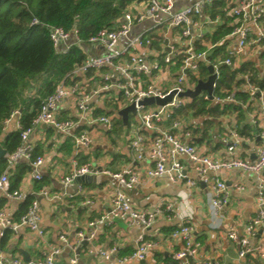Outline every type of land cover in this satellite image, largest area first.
Returning a JSON list of instances; mask_svg holds the SVG:
<instances>
[{"label": "crops", "instance_id": "crops-1", "mask_svg": "<svg viewBox=\"0 0 264 264\" xmlns=\"http://www.w3.org/2000/svg\"><path fill=\"white\" fill-rule=\"evenodd\" d=\"M193 1L195 0H174L173 9H181ZM239 1L241 0L227 1L228 10L225 14L227 26L232 27L236 21L230 15V9ZM255 4L260 13L259 24L264 30V0H256ZM147 5L148 0H138L133 2L130 7L145 12ZM208 7H205L201 14L196 17L200 24L199 28L195 27V37L193 38V43L198 41L203 45V51H206V61L200 60L198 69L191 73L203 80L207 78L208 74L200 77V64L208 63L209 65L210 62L207 57L215 45L210 39L204 38L212 36L216 28L225 22V19L219 15L211 18ZM207 17L212 21L205 22ZM155 22L154 19L144 18L132 27L131 35L150 31V35L155 37H152L153 44L146 50L147 59L162 62L164 53L169 50L168 45L180 51L183 49V42L179 39L178 28H167L166 25L161 24L155 26ZM247 24L252 26L251 21ZM199 30L200 36L197 37L196 33ZM257 34L258 31L252 28L251 38H255ZM163 40L165 41L163 42ZM221 43H225L226 54L223 57H216L211 62L213 64L218 63L219 65V62L227 56L228 50L236 49V38L230 36L229 33L217 41V44ZM83 50L86 57L104 53V48L101 45L88 43L83 47ZM232 60L236 65L234 68L239 67L243 62L251 63L258 71V78L264 79V43L248 47L244 52L235 54ZM176 65L165 66L164 70L156 76L155 82L160 86L168 87L176 75ZM104 71L113 73L114 69L108 67L82 73L78 76V81L85 87L86 91L87 89L91 91L101 84V75ZM242 75H239L238 78L242 79ZM198 79L195 82L189 80L195 86ZM237 91L245 92L248 95L247 99L238 98L236 96ZM231 92L235 94L234 101L208 99L207 106L218 105L221 109L225 104H233L239 107L238 110L231 109L225 113H220L218 116L209 114L201 116L184 115L185 107L200 97L201 93H206L201 91L195 98L188 97L189 100L182 109L180 108V111L179 109L174 111V117H178L188 124V129L191 132L188 137L183 135V131L172 129L170 121H163L160 127L172 130L182 140L194 144L201 153L212 157L218 159H255L256 151L262 143L264 104L262 105L256 98H252L247 93L244 80L240 84L234 83L233 89L225 91L224 96L213 95L223 98ZM118 95V90L110 89L100 97H93L89 103L92 107L93 116L108 115L113 119V125L117 118L122 120L117 111L124 105H118L119 100L115 99ZM154 107V105H150L148 108L153 109ZM187 111L188 113L192 112L191 109H187ZM130 115L133 114H128L126 124L123 123L121 128H115L114 125L112 129H106L102 124L81 120L65 133L45 124H38L34 127L29 135V141L33 145V151H37V155L43 157V164L40 166L42 179L35 180L32 178L29 164L25 159L13 163L7 170L10 187L15 182L16 176L23 172L12 190H19L24 198L9 199L0 193V210L14 223L26 210L24 209V199L31 197L32 200H37L41 214L40 226L44 233L39 236L36 231L24 226L19 227L14 232L9 225L0 223V253L9 260L18 259L23 264L28 262L27 258L29 261L43 258L53 247H58L60 252L56 255V264H104L105 262L98 251H108L115 247L116 251L113 252L112 257L125 256L136 248L138 237L143 236L144 239L153 243L146 258L142 261L132 260L125 264H179L176 253L182 250L184 241L181 237H172L171 232L185 218H190L194 227L193 238L199 242L200 246L195 257L190 258L187 264H199L206 259L219 261L222 264H264V257H260L255 252L240 258L238 256V239H230L227 235L228 230L232 228L235 230L237 238L243 236L246 232V225L255 217L257 212L255 196L258 179L254 173L236 168L220 173V177L229 187V203L221 215L220 226L215 225L216 220L211 213L209 187L206 183L199 181L196 186L188 188L183 182H171L166 175L147 179L144 174L145 168L153 165V162L148 159L131 162L141 180L131 189H124V191L132 198L134 206L139 209L159 207L164 210L166 206H170L171 210L160 213L153 224L146 229L139 225H129L120 218H115L110 223L100 222L90 226L91 221L97 220L110 210L109 195L116 186L114 180L102 173L93 174L92 177H78L69 183H64L62 180L74 169L85 164L99 170L107 169L109 171H118L123 165L128 164L131 161L130 130L132 126L138 124L137 116L133 115L135 116L133 118ZM78 116L75 99L71 97L64 99L58 107V117L76 121ZM15 129L16 117L13 116L5 129L1 130L0 141L7 133ZM231 129L238 131L240 139L234 150L229 152L225 137ZM83 131L90 135L92 142L89 146L82 147L79 153L75 155L74 136ZM142 131L146 143H148L154 132L146 129ZM181 161L190 176L197 178L191 162L185 157L181 158ZM5 169L6 167L3 171ZM261 174L264 178V170ZM238 186H242V189H237ZM263 230L264 223L258 226L255 233L249 237L251 247L258 243ZM92 231L94 236L87 239L85 244L77 242L79 232L87 234ZM60 233H64L68 240L73 243L74 249H69L64 245L63 241L59 239Z\"/></svg>", "mask_w": 264, "mask_h": 264}, {"label": "built area", "instance_id": "built-area-1", "mask_svg": "<svg viewBox=\"0 0 264 264\" xmlns=\"http://www.w3.org/2000/svg\"><path fill=\"white\" fill-rule=\"evenodd\" d=\"M213 0H195L191 4L181 9L174 10V0H148L145 12H141L128 6L117 20L116 24L111 28H102L97 33L91 35L87 43L92 45H101L104 53L86 57L82 63L77 64L61 79L51 94L46 96L40 106L38 114L32 120L29 127L22 128L20 123V111L14 110L11 115L3 122L2 129L13 116L16 117V129L20 130V144L17 148L6 153V169L0 174V193L9 199L24 198L22 192L17 189L10 188L8 178V168L20 159H25L29 164L30 173L33 179L41 180L42 175L40 166L43 164L41 155H33V145L29 141V135L38 124L51 126L53 129L68 132L77 122L86 121L88 123H99L104 125L106 129H112L113 119L108 115L93 116L92 107L89 105L93 97H100L110 89L118 90L119 95L115 99H124L127 104L133 103L136 110L138 124L131 127L129 137V148L131 152V161L123 165L118 171H109L107 169H97L89 164L82 165L74 169L69 175L63 178L64 183L86 175L102 173L111 177L115 182V187L109 195L110 210L101 215L97 220L91 221L90 226L96 223H110L115 218L126 221L129 225H139L143 228H149L156 220L160 213L171 210L170 206H166L164 210L156 207L152 209H139L134 206L132 198L124 191L131 189L140 182V175L135 170L131 162L148 159L153 162L152 166L145 168L144 174L147 179L160 175H166L171 182H183L188 188L197 185L199 181L206 183L209 187V201L215 225L220 226V218L229 203V187L220 177V173L224 170L232 168L240 169L245 172L254 173L258 179V188L255 196L256 215L246 225L245 234L237 238L234 229L230 228L227 235L230 239H238L240 258L248 253L255 252L260 257H264V230L260 234L258 243L251 247L249 237L253 235L258 226L264 223V178L262 171L264 170V129L261 132L262 143L256 151V157L252 160H241L237 158L218 159L208 154L201 153L194 144L182 140L175 135L172 130L162 129L160 124L163 121H170L172 129L183 131V135L188 137L191 132L188 124L178 117H174L173 113L182 108L189 99L181 96L186 89L193 88L194 84L190 82L189 75L198 69L199 61H206V51H197L194 49L193 38L195 37V27L199 28L200 22L196 17L201 14L203 9L209 6ZM256 0H241L238 4L230 9V15L235 18V23L229 32L230 36L236 38V49L228 50L227 56L220 61L235 67L232 57L237 53H242L250 46H257L264 43V30L259 24L260 13L256 8ZM154 19L155 26L166 25L167 28H178V36L183 42V49L175 50L168 45V52L164 53L162 62L149 61L147 59L146 50L153 44V38L150 31H142L131 35L132 27L142 21L144 18ZM212 20L207 17L205 22ZM251 21L252 26L247 22ZM32 23H37L36 19ZM252 28L258 31L255 38H251ZM200 36V30L196 33ZM49 37L53 47L57 52H67L71 45L81 44L78 29L72 27L65 30L62 27H50ZM165 38V37H164ZM165 40H163L164 42ZM180 63L177 66L176 75L173 77L168 87H163L155 82L158 73L164 70L165 66L176 65L177 58ZM212 64L218 75V63ZM111 67L113 73L105 72L101 75V84L93 89H85L78 81L80 74H85L89 70H102ZM242 79L246 85L247 93L256 98L262 105L264 104V88L254 84L249 74H243ZM215 87V82L213 88ZM172 93L168 102L162 105L156 103L143 105L140 101L148 97L164 98ZM234 92L228 93L225 97L219 96L209 97L207 93H201L200 97L204 100L213 99L215 101L227 100L234 101ZM74 98L77 111L79 113L78 120L61 119L58 117V107L66 98ZM240 103L242 101L239 100ZM125 105V106H126ZM154 105L153 109L148 108ZM1 129V130H2ZM143 129L153 131V136L146 143ZM225 142H227V150L232 152L238 144L240 135L238 131L231 129L227 132ZM92 138L83 131L74 136V154L77 155L82 147L91 144ZM187 158L194 169L197 178L191 177L184 169L181 158ZM237 189H242L238 186ZM41 214L37 200H32L27 209L19 216L16 222H11L5 213L0 210V223L9 225L11 230L16 232L21 226L36 231L42 236L44 230L40 226ZM194 227L190 218H185L180 225L171 232L172 237H181L184 241L182 250L176 253L179 264H187L189 259L195 257L199 242L193 238ZM94 232L78 233L77 242L84 239H91ZM59 239L69 249H74L64 233L59 234ZM136 248L128 255L121 257H112L116 248L111 250L98 251V254L104 260V264H125L132 260L142 261L146 258L153 243L144 239L143 236L138 237ZM60 252L58 247H53L51 251L44 255L43 258L30 260L23 264H56V255ZM0 264H22L18 259H8L0 253ZM199 264H222L219 261L206 259Z\"/></svg>", "mask_w": 264, "mask_h": 264}, {"label": "trees", "instance_id": "trees-1", "mask_svg": "<svg viewBox=\"0 0 264 264\" xmlns=\"http://www.w3.org/2000/svg\"><path fill=\"white\" fill-rule=\"evenodd\" d=\"M136 1L138 0H0V132L3 122L14 110L20 111L22 128L29 127L38 114L43 99L53 92L57 83L75 65L82 63L86 58L83 47L88 38L102 28L113 27L126 8ZM227 1L213 0L209 7L207 6L211 18L219 15L225 19L212 36L204 38L215 43L207 57L210 63L216 57L226 54L225 43L217 44V41L232 29L226 25ZM33 19H36L37 23H32ZM50 27H62L65 30L76 27L82 40L81 44L71 45L67 52H57L49 37ZM194 49L200 51L204 50V47L195 41ZM181 58L182 55H179V59ZM179 63L180 61L176 67ZM207 65L208 63L200 64L201 78L208 74ZM90 71L93 70L88 72ZM244 73L249 74L252 82L259 87H264V79L258 78V71L251 63L243 62L237 68L219 64L213 94L224 96L225 91L233 89L234 83L240 84L243 81L238 77ZM236 96L245 100L248 95L237 91ZM207 103L202 97L194 99L185 107L192 112L185 111L184 115L218 116L231 109H239L233 104H225L220 109L218 105L210 107ZM114 125L115 128H121L123 122L117 118ZM0 144L8 153L14 151L20 144V130L7 133ZM37 154V151H33V155ZM5 167L6 159L1 158L0 174ZM21 173L16 176L11 189L20 180ZM32 199H24V209H27Z\"/></svg>", "mask_w": 264, "mask_h": 264}, {"label": "water", "instance_id": "water-1", "mask_svg": "<svg viewBox=\"0 0 264 264\" xmlns=\"http://www.w3.org/2000/svg\"><path fill=\"white\" fill-rule=\"evenodd\" d=\"M207 69H208L207 78L204 80L198 79L195 86L192 89L191 88L186 89L184 92L181 93V96H186L189 98H195L196 96H198L201 93V91H205L209 95V97H212V93H213V89H214L213 84L216 81L218 75H217L215 68L212 64L207 65ZM171 96H172V93L165 96L164 98L148 97V98L142 99L140 101V103L143 105H148V104H152V103L162 105V104H165L166 102H168L170 100ZM129 113L136 115V110H135V106L133 103L128 104V105L122 107L121 109H119L117 111V114L121 116L124 124H126L127 116ZM6 153H7V150L0 144V159L4 158ZM86 176L92 177V175H86ZM80 177L84 178L85 176H80ZM76 179H78V178H76ZM86 242H87V240L84 239L81 244H85ZM24 255H25V253H24ZM27 261H29V258H27Z\"/></svg>", "mask_w": 264, "mask_h": 264}, {"label": "rangeland", "instance_id": "rangeland-1", "mask_svg": "<svg viewBox=\"0 0 264 264\" xmlns=\"http://www.w3.org/2000/svg\"><path fill=\"white\" fill-rule=\"evenodd\" d=\"M189 79L192 80L193 82H195L198 78L193 73H191ZM126 104H127V102L124 99H120L119 100V103H118L119 106H121V105L125 106ZM186 111H187V109H186ZM130 116L133 117V118L135 117L133 115H130ZM126 128H127V126H126Z\"/></svg>", "mask_w": 264, "mask_h": 264}]
</instances>
